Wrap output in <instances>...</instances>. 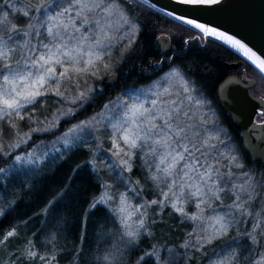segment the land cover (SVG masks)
<instances>
[{
	"label": "rangeland",
	"instance_id": "rangeland-1",
	"mask_svg": "<svg viewBox=\"0 0 264 264\" xmlns=\"http://www.w3.org/2000/svg\"><path fill=\"white\" fill-rule=\"evenodd\" d=\"M38 1V5L30 7L31 10H23V15L25 11L28 15H24L21 27L15 26L19 31L11 30L9 33V38L15 37L16 40L13 41L12 55L10 48L5 49L7 58L2 62L7 70L0 71V88L11 87L4 83L5 76L15 78L17 85L22 86L24 81L19 80V76L31 73V80L48 67L54 68L55 76L50 77L41 90L44 95L51 93L58 97L59 102L47 100L42 115L45 117L48 110L66 103L76 104L82 98V90L93 86L98 78L105 79L107 75L115 74L111 70L117 62L125 65L132 56L133 48L129 47L136 39V26L116 3L109 0H80V3L69 0L70 3L58 5L52 10H47L46 5L49 4L45 0ZM85 3L91 11L85 8L81 13V4ZM94 4H99V7H94ZM59 13L64 15L58 16ZM51 16H58L53 23L60 27L49 34L52 23L48 18ZM63 24H68V27L65 29ZM188 28L194 33L198 32ZM56 31H59V35H56ZM0 34L3 32L0 31ZM50 50L58 53L71 51L73 59L61 55V63L53 61L42 69L35 61ZM95 56L100 59L96 60ZM89 58L94 60L91 65L87 63ZM65 68L69 69L67 75L60 76ZM73 68L85 70L76 72ZM253 80L254 95L264 97V81L258 77ZM44 95L37 97L36 101H40ZM153 101L156 103L153 104ZM32 105L26 104L19 114ZM134 105H142L148 111L144 116L135 118V131L141 139L137 140L135 147H131L120 137L132 126L130 109ZM215 116L209 109V103L195 93L183 74L173 65H168L166 69L156 72L152 80L141 88L119 92L113 103L104 107L99 114L70 126L53 142L38 144L26 154L19 155L18 162L25 164V167L39 162L54 164L58 160L53 159L52 155L87 152L90 155L88 161L93 164L105 187L97 201L119 218L125 235L132 232L128 226L141 227L140 222L144 217H160L157 208L169 206L188 224L196 225L194 230L200 249L217 246L219 252L223 253L248 245L251 248L256 245L250 239L255 237L253 231L246 236V240L237 233L243 227L244 216L254 217L257 221V224L252 223L254 232L255 228L258 230V223L260 230H264V213H261L264 212V191H261L264 190V174L247 164H240L242 161L239 157H230L227 145L230 142L222 139L225 128ZM11 117L19 118L15 113ZM169 124L172 127H168ZM177 132L180 135H176ZM164 137L170 138L167 148L156 143ZM27 140L28 137L24 139L25 142ZM117 143L119 148L115 146ZM168 152L184 156L171 175L164 171L170 158L161 163ZM237 165H241V173H238ZM123 188L130 189L126 202L118 195L122 194ZM260 191L261 197L257 195ZM249 193L252 199H249ZM255 195L259 198L257 204ZM101 197H104L103 201ZM132 202H137L140 207H133ZM177 208H183V212L177 211Z\"/></svg>",
	"mask_w": 264,
	"mask_h": 264
},
{
	"label": "trees",
	"instance_id": "trees-1",
	"mask_svg": "<svg viewBox=\"0 0 264 264\" xmlns=\"http://www.w3.org/2000/svg\"><path fill=\"white\" fill-rule=\"evenodd\" d=\"M45 1L49 4L47 10L69 2ZM109 1L116 3L136 26V39L129 47L133 48L131 58L125 65L117 62L111 70L117 75V83L108 87L104 78H98L93 86L81 91L85 95L78 98L76 104L66 103L48 110L43 117L48 99L59 102L58 97L47 93L21 112L24 119L7 116L0 121V169H3L0 171V264H220L221 261L260 264L264 257V230H260L258 223V230L255 228L254 232L252 223L257 224L254 217L244 216L243 227L237 236L246 240L253 231L255 239H250L256 245L237 251L222 253L217 246L200 249L194 230L196 225L188 224L169 206L157 208L160 217H144L141 227L128 226L136 233L130 238L125 235L122 223L112 210L97 201L105 187L88 161L90 155L87 152L65 156L55 154L52 157L58 161L54 164L39 162L26 165L28 167L16 159L38 144L53 142L70 126L99 114L113 103L119 92L148 84L156 73L150 75L147 72L161 57L154 41L158 34L166 33L181 49L184 41L194 35L188 27L139 0ZM38 3V0H0V18L7 14L3 25L5 30L0 36L10 48L11 55L16 38L10 39L9 33L13 26L21 27L23 10ZM200 44L196 41L188 43L190 56L177 58L172 65L188 80L195 93L209 103V109L221 121L226 130L223 129L222 139L230 142L227 144L230 157H239L240 164H247L264 174L263 165L249 161L242 153L238 133L231 127L216 99V88L225 75L221 62L239 56L217 40H208L203 46ZM167 67L162 64L160 70ZM247 68L251 78L264 81V76L248 63ZM1 70H7L2 60ZM21 137L23 140L28 137V140L23 143ZM241 171L239 167L238 173ZM261 191L257 194L260 197ZM128 194L130 189L123 188L122 194L118 195L126 202ZM257 195L255 204L259 200ZM133 204L135 208L140 207L137 202ZM10 231L15 234L3 239ZM190 231L193 233L189 234ZM29 252L35 255L29 256Z\"/></svg>",
	"mask_w": 264,
	"mask_h": 264
},
{
	"label": "water",
	"instance_id": "water-1",
	"mask_svg": "<svg viewBox=\"0 0 264 264\" xmlns=\"http://www.w3.org/2000/svg\"><path fill=\"white\" fill-rule=\"evenodd\" d=\"M139 1L203 35H210L264 76L259 68L217 35L195 26L201 24L205 28L215 29L218 33L230 36L255 53L256 57L264 60V0H218L217 3H189L186 0ZM189 20L194 23H188ZM155 43L161 54L172 50L166 34L158 35ZM236 66L226 65V68ZM105 83L108 87H113L117 83V75H107ZM253 85L254 82L245 76L240 80L234 76L227 77L217 86L216 99L221 110L227 115L231 127L239 135L242 153L249 161L264 166V118L261 122L256 121V117L264 113V99L250 96L248 90Z\"/></svg>",
	"mask_w": 264,
	"mask_h": 264
},
{
	"label": "snow or ice",
	"instance_id": "snow-or-ice-1",
	"mask_svg": "<svg viewBox=\"0 0 264 264\" xmlns=\"http://www.w3.org/2000/svg\"><path fill=\"white\" fill-rule=\"evenodd\" d=\"M77 3H80V0H76ZM186 2L189 3H217L218 0H186ZM94 7H99V4H94ZM87 8L88 11H91V8H88V5L85 4H81V13L83 12V10ZM31 10V8H30ZM35 10H39V9H35ZM67 11V9L65 10ZM81 13H77V15H80ZM24 15L27 16L28 12L25 11ZM64 13H59L58 16H63ZM58 16H51L48 18L49 22L52 23V27H50L48 29L49 34L53 33L54 29H58L60 27L59 24L57 23H53L55 21L58 20ZM7 19V14L4 15L3 18H0V31H4L5 29L3 28L4 22ZM87 21L85 20V23ZM62 23V22H61ZM188 23L192 24L194 23V21L189 20ZM197 28H200L212 35H217L220 36L223 39L228 40L230 43L236 45L239 48H243L245 51V55H248L250 58H255V60L259 61L258 66L260 67L261 71H264V60L260 59L259 57H256L255 53H252L249 49H247L242 43H240V41L233 39L230 36H226L223 33H218L216 32L215 29H208L205 28L204 25L201 24H196L195 25ZM32 25L29 24V28H31ZM63 27L66 29L68 27V24H63ZM13 31H19V29H16L15 26H13ZM56 35H59V31H56ZM97 43H100L99 41H97ZM7 45L6 42L4 41L3 37L0 36V60L6 59L7 58V51H5ZM45 47H47L45 45ZM63 55L67 58L73 59L72 58V54L71 51L69 52H53V51H49L47 55H41L39 57V60L35 61L36 65H39L40 68H44L46 65L51 64L53 61L55 63H61L60 60V56ZM89 56L91 57L92 54L89 53ZM96 60H99L100 57L99 56H95ZM88 64H93L94 60L92 58H89V60L87 61ZM35 66V65H34ZM73 71L76 72H80V71H84L85 69H79V68H73ZM69 69L65 68L64 72L60 73V76H66L68 73ZM55 69L48 67L46 71H44L42 74L37 75L34 79H29L32 74L28 73L27 76H19L18 79L19 80H23L24 83L22 86H18L17 85V80L14 79H10L8 76H5L4 79V83L6 85H10V89L8 88H0V120H3L6 116L11 117L13 115V113H15L19 119H24V117L22 115L19 114V110L24 108V106L26 104H34L36 102L37 97L44 95V92L41 90L43 89V87L48 83V79L50 77H54L55 76ZM167 91V90H165ZM58 95H60L61 93L57 92ZM81 96H84L85 93H81ZM156 101H153V104H155ZM148 111L146 109H143V106H133L130 109V115L133 118L131 121V127H129L127 129V131H124V134L120 137L121 140H123V142L131 147H135L137 144V140L141 139V137L137 134V132L135 131V118L136 117H140V116H144L145 112ZM13 127H15V125H13ZM153 127H155V125H153ZM168 127H172L170 124L168 125ZM117 131H122V129H117ZM25 135H28L27 133ZM176 135H180L179 132L176 133ZM170 138L169 137H164L162 138V140L157 141L156 143L158 144H162L165 148L168 147V140ZM21 142H25L23 140V137H21ZM18 146V145H17ZM117 148H119V143H117L115 145ZM0 151H2V147H0ZM185 151H187V149H185ZM170 158V163H168L167 168L164 169V171L166 173H168L169 175H171L172 170L175 168L176 164L180 161L184 159V156L180 153H176L173 154L172 152H168L166 153V155L162 158L161 163H164L165 161L169 160ZM17 160L20 159L19 156L16 157ZM186 167H192L191 165H187ZM237 167H240V165H237ZM0 171H3V169H0ZM247 190V189H245ZM222 191V189H221ZM197 193H199V189H197ZM213 195H216V193H213ZM237 199H239V197H237ZM249 199H252V195L251 193H249ZM104 200V197H101V201ZM152 203H157V201H152ZM175 207V205H173ZM237 207H241V205H236ZM121 211H124L123 208H121ZM177 211L183 212V208H177ZM222 219V218H221ZM218 223L220 222V220L218 219L217 221ZM141 226L143 225V221L140 222ZM223 228V225H222ZM14 231H10L7 233V236H5L3 239H7L9 236L14 235ZM136 235V233L134 232H128L127 236L130 238H134ZM253 239H255L253 237ZM0 242H2V240H0ZM29 256H34L35 253L33 252H29L28 253ZM107 259V257L105 258ZM220 264H227V261H221ZM260 264H264V257H262V260L260 262Z\"/></svg>",
	"mask_w": 264,
	"mask_h": 264
},
{
	"label": "flooded vegetation",
	"instance_id": "flooded-vegetation-1",
	"mask_svg": "<svg viewBox=\"0 0 264 264\" xmlns=\"http://www.w3.org/2000/svg\"><path fill=\"white\" fill-rule=\"evenodd\" d=\"M161 34H164V33H161ZM169 40H170V45L172 46V50L168 51L165 54H161L159 52L158 47H157V45L155 43L157 51H158V54L161 57L159 58V60L153 62V64L150 67L151 70H149L147 72V74L151 75V74H154V73L158 72L162 68V64H167V65L171 66L173 64V62L177 58L189 57L190 56V54H189L190 52H188V43H192L193 41H196L198 43H201L200 45L203 46V45H205V43L208 40H212V39H211L210 35H203V34H201L199 32H195L194 35L191 38H187L184 41V46H183L182 49L180 47H178L176 44H174L170 37H169ZM247 63L248 62H246L240 56L237 57V58L230 57V58H228V61L227 60L222 61L221 62V66H222V69L225 70L224 71L225 75H224V77L222 78V80L220 82H222L227 77L234 76V77H236V78H238L240 80L242 78V76H245L246 79L252 80L254 82L253 87L248 90L250 96L251 97H259V96H255L254 93H253V88L255 86V81L253 79H251V77H250L249 69L247 68ZM226 65H237V66L227 69ZM261 98H263V97H261ZM263 118H264V113L263 114H259V116L256 117V121L257 122H261L263 120ZM239 142H240V140H239ZM240 146H241V144H240ZM241 151H242V149H241Z\"/></svg>",
	"mask_w": 264,
	"mask_h": 264
},
{
	"label": "bare ground",
	"instance_id": "bare-ground-1",
	"mask_svg": "<svg viewBox=\"0 0 264 264\" xmlns=\"http://www.w3.org/2000/svg\"><path fill=\"white\" fill-rule=\"evenodd\" d=\"M218 38H220L224 43H226L228 46H230L231 48H233L234 50H236L237 52H239L241 55H243L248 61H250L252 64H254L257 68L260 69V67L258 66L259 62L257 60H255L254 58H250L248 55H245V51L242 48L237 47L236 45L230 43L228 40L221 38L220 36H218ZM261 70V69H260ZM264 73V71H262Z\"/></svg>",
	"mask_w": 264,
	"mask_h": 264
}]
</instances>
